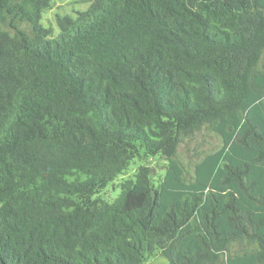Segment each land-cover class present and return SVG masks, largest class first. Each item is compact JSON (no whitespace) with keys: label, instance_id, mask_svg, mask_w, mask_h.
Masks as SVG:
<instances>
[{"label":"trees","instance_id":"trees-1","mask_svg":"<svg viewBox=\"0 0 264 264\" xmlns=\"http://www.w3.org/2000/svg\"><path fill=\"white\" fill-rule=\"evenodd\" d=\"M52 1L0 0V264H264V0Z\"/></svg>","mask_w":264,"mask_h":264},{"label":"rangeland","instance_id":"rangeland-1","mask_svg":"<svg viewBox=\"0 0 264 264\" xmlns=\"http://www.w3.org/2000/svg\"><path fill=\"white\" fill-rule=\"evenodd\" d=\"M92 1L93 0H53L52 9L45 12L42 23L44 26L48 27L50 25L49 22L54 23L57 14H72L74 11H84L89 7ZM220 146V139L216 135L206 132L199 134L195 139L186 140L179 148L178 160L184 168L187 179H190L193 175V165L201 158L202 154L204 152L216 150ZM140 164L141 162L138 159L133 160L127 173L131 176ZM149 165L153 167L152 173L155 175V180H157L156 177L163 173L164 165L162 162H154L153 160L149 161ZM126 176L128 175L126 174ZM114 197L115 195L111 196V198ZM145 264H167V261L159 253H156Z\"/></svg>","mask_w":264,"mask_h":264},{"label":"water","instance_id":"water-1","mask_svg":"<svg viewBox=\"0 0 264 264\" xmlns=\"http://www.w3.org/2000/svg\"><path fill=\"white\" fill-rule=\"evenodd\" d=\"M152 196H153V199H154V191H152Z\"/></svg>","mask_w":264,"mask_h":264}]
</instances>
